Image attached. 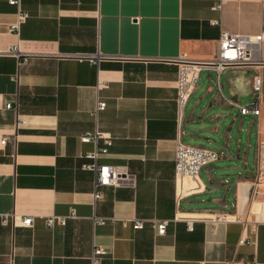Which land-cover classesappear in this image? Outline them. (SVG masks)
I'll list each match as a JSON object with an SVG mask.
<instances>
[{"label":"crops","instance_id":"1","mask_svg":"<svg viewBox=\"0 0 264 264\" xmlns=\"http://www.w3.org/2000/svg\"><path fill=\"white\" fill-rule=\"evenodd\" d=\"M21 8L28 18L10 33L16 8L0 0V215L33 223L0 218V264H90L95 246L107 252L100 264H264V65L201 72L180 121L174 85L180 54L212 59L221 31L257 37L264 0H21ZM14 46L32 55L20 67L6 54ZM252 49L264 63V41ZM97 54L113 58H61ZM256 73L259 113L241 115ZM98 101L105 108L95 114ZM95 129L112 137L98 163L129 175L98 187L96 200L94 174L82 169L93 145L79 139ZM177 139L219 158L177 179ZM71 209L76 218L45 225ZM223 213L230 219L214 227ZM133 219L144 227L133 229ZM153 220L167 222L164 235Z\"/></svg>","mask_w":264,"mask_h":264},{"label":"built area","instance_id":"2","mask_svg":"<svg viewBox=\"0 0 264 264\" xmlns=\"http://www.w3.org/2000/svg\"><path fill=\"white\" fill-rule=\"evenodd\" d=\"M8 3L16 8L15 21L8 26L10 33L18 34L21 24L28 18V13L24 12L21 8V0H8ZM217 9L221 8V3L216 6ZM214 25L218 24L217 21H212ZM264 41V28L261 33L254 39L248 37H242L237 35H231L225 31H221L218 42L217 51L215 56L209 60H193L186 54L182 53L175 58L177 66V76L174 82L176 96L175 103L177 107L178 121L183 113L187 102L189 101L192 93L194 92L200 73L203 71H213L216 74H220L226 69L249 66V65H264V63L254 62L252 58L253 47ZM17 60V67H20L27 63L32 56L28 53H23L19 50L18 46L10 47L6 53ZM105 57L113 58L106 55H61L63 59H77L88 60L91 64H98L101 59ZM253 101L248 106L239 107V113L241 115L259 113V103L262 96V79L259 73L253 75L251 80ZM7 109L12 105L7 103L5 105ZM105 108L103 101H98L95 108V114ZM82 143H91L93 148L91 151L85 153L84 158L86 163L82 165V169L93 172L95 177L94 194L93 199H100L101 194L97 192V188L101 186H117L125 179H129V175L124 167L99 164L98 160L108 153L109 147L112 145V137L108 134L102 133L95 129L92 132H86L79 137ZM5 141H2L4 143ZM101 143V144H100ZM219 158V154L209 148L196 145H188L181 142L179 139L176 141L174 151V171L176 178L182 177H198L200 170L215 162ZM257 183H260L261 176L264 175V142H260L257 149ZM76 213L73 209L65 216L51 215L46 217L45 225L47 227H53L55 225H64L67 219L76 218ZM230 214H219L214 220L210 221L211 224L216 227L220 223H225L230 219ZM3 225H7L9 222L13 226H22L26 228L32 227L33 216L25 215L17 217V215L2 214L0 215ZM239 220V219H237ZM152 226L155 231V235L161 236L165 234L167 222L153 220ZM103 219H95V224H103ZM145 220L133 219V229L139 230L144 227ZM189 229H191V223H189ZM241 244L252 243L246 238L239 240ZM107 252L99 247L95 246L90 256V264H100L101 259Z\"/></svg>","mask_w":264,"mask_h":264}]
</instances>
